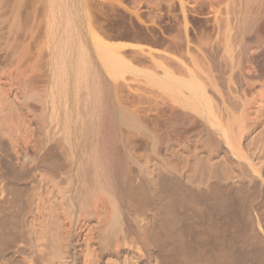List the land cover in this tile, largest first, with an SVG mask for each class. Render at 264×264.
<instances>
[{
  "label": "bare ground",
  "instance_id": "6f19581e",
  "mask_svg": "<svg viewBox=\"0 0 264 264\" xmlns=\"http://www.w3.org/2000/svg\"><path fill=\"white\" fill-rule=\"evenodd\" d=\"M0 264H264V0H0Z\"/></svg>",
  "mask_w": 264,
  "mask_h": 264
}]
</instances>
